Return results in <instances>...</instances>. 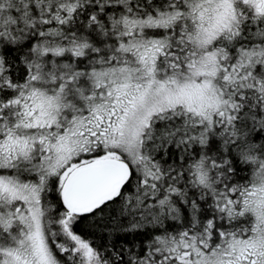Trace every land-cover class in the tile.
Masks as SVG:
<instances>
[{
	"label": "snow or ice",
	"instance_id": "1",
	"mask_svg": "<svg viewBox=\"0 0 264 264\" xmlns=\"http://www.w3.org/2000/svg\"><path fill=\"white\" fill-rule=\"evenodd\" d=\"M0 264H264V0H0Z\"/></svg>",
	"mask_w": 264,
	"mask_h": 264
}]
</instances>
